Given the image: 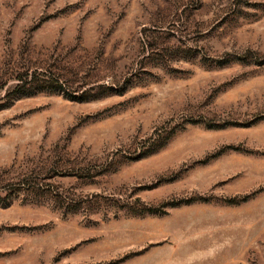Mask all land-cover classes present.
<instances>
[{"label": "rangeland", "instance_id": "rangeland-1", "mask_svg": "<svg viewBox=\"0 0 264 264\" xmlns=\"http://www.w3.org/2000/svg\"><path fill=\"white\" fill-rule=\"evenodd\" d=\"M0 264H264V0H0Z\"/></svg>", "mask_w": 264, "mask_h": 264}, {"label": "trees", "instance_id": "trees-1", "mask_svg": "<svg viewBox=\"0 0 264 264\" xmlns=\"http://www.w3.org/2000/svg\"><path fill=\"white\" fill-rule=\"evenodd\" d=\"M28 77L22 78V84L21 85H26L29 82V79H27Z\"/></svg>", "mask_w": 264, "mask_h": 264}]
</instances>
